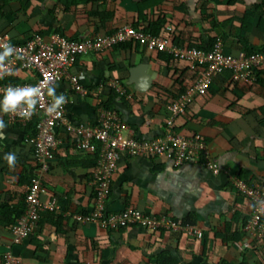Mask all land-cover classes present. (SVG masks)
<instances>
[{"label": "crops", "instance_id": "obj_1", "mask_svg": "<svg viewBox=\"0 0 264 264\" xmlns=\"http://www.w3.org/2000/svg\"><path fill=\"white\" fill-rule=\"evenodd\" d=\"M83 1L3 0L0 34L13 44H24L35 34L82 41L124 27L143 30L161 23L159 34L170 28V36L181 48L209 51L222 43L232 55L246 49L264 52V0ZM161 56L127 43L77 58L68 75L76 78L86 94L72 93L66 81L55 85L56 93L68 100L67 120L72 125L94 126L101 110L112 111L138 140L164 135L169 107L196 83L199 70H191L184 62H165ZM110 79L125 89L126 97H114L105 86ZM29 81L18 70L14 77L0 79V85ZM109 99L110 110L105 108ZM0 119L6 124V138L0 139L1 264L11 243L2 214L6 207L12 214L23 207L35 171L28 144L35 122L22 126L2 113ZM173 131L185 138L201 137L219 172L212 173L200 163L175 168L163 156L124 157L113 176L106 209L114 214L132 207L155 218L164 216L199 231L200 238L163 227L155 232L137 226L112 231L96 222L76 221L74 215L93 210L97 158L74 151L70 138L59 129L55 159L41 181L46 193L40 199L55 198L60 209L44 213L40 226L26 240L10 245L19 264H156L159 255L177 264H264V238L245 231L252 204L234 185V180H243L264 188V71L249 83L234 82L231 72L215 78L208 95L197 98L175 120ZM9 152L17 157L14 168L4 159Z\"/></svg>", "mask_w": 264, "mask_h": 264}, {"label": "built area", "instance_id": "obj_2", "mask_svg": "<svg viewBox=\"0 0 264 264\" xmlns=\"http://www.w3.org/2000/svg\"><path fill=\"white\" fill-rule=\"evenodd\" d=\"M2 1L0 0V3ZM170 33L171 29L167 28L162 35L155 37L143 33L141 29L129 26L111 35L95 36L82 41L68 40L57 34L47 38L35 34L24 44H13L8 36L0 34V43H10L16 53L5 61L10 74L5 75L1 80L14 77L18 70L30 79L28 83L0 85V90L9 86L37 85L41 82L55 86L66 81L72 93L85 95L76 78L68 75L76 59L90 52L111 51L116 46L127 43H136L150 52L166 54L177 62L189 64L193 71L199 70L196 83L169 107L170 117L165 126V133L155 140L136 139L127 123L112 111L101 110L94 126L72 125L66 117V104L58 115H47L45 109L50 103V98L46 95V88L41 102L37 104L35 113L30 118L7 114L11 123L26 126L35 122L33 135L28 140L35 171L29 178L24 193L23 210L10 227L12 247L19 246L40 226L44 213L60 209L55 198L47 201L40 199L46 193L41 181L49 172L50 165L55 159L59 145L55 135L59 129H62V132L70 138L74 151L82 154H96L98 149V161L92 176L95 193L94 207L87 215H74L76 221L82 224L96 222L101 228L112 231L137 226L155 232L163 227L168 230H184L189 235L195 234L198 238L201 237L199 231H192L164 216L155 218L132 207L125 208L119 213H108L106 204L111 194L113 176L124 157L148 159L161 156L170 161L175 168L184 164L200 163L212 173L217 174L219 168L216 163L209 160L205 142L199 136L185 138L176 134L173 131L175 120L184 116L186 110L197 98L207 96L212 81L225 72L232 73L234 82L255 81L256 72L264 71V53L246 56L245 53L240 52L232 55L225 51L222 43H216L209 51L181 48L173 44ZM105 86L116 97H126L125 89L117 81L110 79ZM0 97L3 98L2 92ZM234 185L238 192L252 204V212L245 231L256 238H264V209L258 210L260 206L257 203L264 201V188L250 186L243 180H234ZM10 245L1 257V264H19V259L12 253Z\"/></svg>", "mask_w": 264, "mask_h": 264}, {"label": "clouds", "instance_id": "obj_3", "mask_svg": "<svg viewBox=\"0 0 264 264\" xmlns=\"http://www.w3.org/2000/svg\"><path fill=\"white\" fill-rule=\"evenodd\" d=\"M0 49H2L0 51V79H2L5 75L10 74L5 61L16 53L14 47L8 42L0 43ZM45 88L50 98V103L47 105L45 113L47 115H58L68 100L63 93H56L54 85L45 82L37 85L9 86L0 90L3 94V99H0V113L30 118L35 113L37 104L41 102ZM5 128L4 120L0 119V139L6 138L4 135ZM4 159L10 168L16 166L17 157L14 152L5 153ZM257 203L260 206L258 210L264 209V201H258Z\"/></svg>", "mask_w": 264, "mask_h": 264}, {"label": "trees", "instance_id": "obj_4", "mask_svg": "<svg viewBox=\"0 0 264 264\" xmlns=\"http://www.w3.org/2000/svg\"><path fill=\"white\" fill-rule=\"evenodd\" d=\"M88 0H84L83 1V3H85V2H87ZM162 25H161V23H157V24H155L154 26H149L147 29H143V33H145V34H147V35H151V36H155V37H158V36H160V34H159V28L161 27ZM163 27V26H162ZM134 29H140L139 28V26H134L133 27ZM173 44L174 45H176V46H178L179 47V45H181L177 40H174L173 39ZM193 48H196V47H193V46H189V49H193ZM197 50H200V49H197ZM226 51V50H225ZM228 53V52H227ZM242 53H245L246 54V56H251V55H256V54H261V53H264V52H258V50L256 51V50H254V49H246V51L245 52H242ZM161 57V59L162 58H164V60H165V62H177L175 59H173L172 57H170V56H168V55H166V54H159ZM173 62V63H174ZM257 74H259V72H256V75L255 76H257ZM111 92V91H110ZM112 93V92H111ZM114 97H115V95H114ZM176 101V100H175ZM174 101V102H175ZM112 100L111 99H109V101H108V103L106 104L107 106H105V108L106 109H109L110 110V108L108 107V105H110V106H112ZM98 149L96 150V158H97V160H96V163H97V161H98ZM8 207H6L5 209H4V211L6 210V212H4L3 214H2V218H3V225H6V226H9V228L12 226V224L14 223V221L18 218V216L20 215V213H21V211L23 210V207L19 210V212H15V211H13V214H12V211H11V209H7ZM1 211V210H0ZM12 214V218H11V214ZM185 222L186 223H188V221H186L185 220ZM188 224H193V222L190 220L189 221V223ZM156 264H177V262H176V260L175 259H173V258H171V257H166V256H162V255H159V256H157V260H156Z\"/></svg>", "mask_w": 264, "mask_h": 264}]
</instances>
